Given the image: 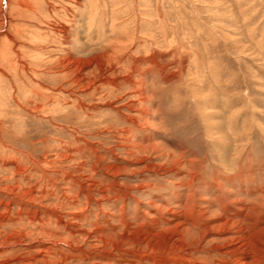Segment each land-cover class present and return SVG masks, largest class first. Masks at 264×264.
I'll list each match as a JSON object with an SVG mask.
<instances>
[{
	"label": "rangeland",
	"instance_id": "374dc122",
	"mask_svg": "<svg viewBox=\"0 0 264 264\" xmlns=\"http://www.w3.org/2000/svg\"><path fill=\"white\" fill-rule=\"evenodd\" d=\"M252 207L264 0H0V264H237Z\"/></svg>",
	"mask_w": 264,
	"mask_h": 264
},
{
	"label": "bare ground",
	"instance_id": "6f19581e",
	"mask_svg": "<svg viewBox=\"0 0 264 264\" xmlns=\"http://www.w3.org/2000/svg\"><path fill=\"white\" fill-rule=\"evenodd\" d=\"M65 43V42H64ZM66 45V44H65ZM66 47V46H65ZM64 49V48H63ZM18 60V59H17ZM82 62V61H81ZM69 63V62H68ZM84 63V62H83ZM15 64V63H14ZM79 64V62H78ZM82 64V63H81ZM6 65V64H5ZM89 65V64H88ZM98 65V64H97ZM20 67V66H19ZM90 67V66H88ZM79 69V68H78ZM98 69V68H97ZM81 73V72H80ZM79 73V74H80ZM74 75V74H73ZM35 77V76H34ZM42 87V86H41ZM38 88V87H37ZM37 94V93H36ZM189 199V198H188ZM188 201V200H187ZM238 202V201H237ZM192 203V202H191ZM263 203V202H262ZM262 203H259L257 204L258 206H260ZM188 204V203H186ZM198 204V203H197ZM196 204V205H197ZM189 206V205H188ZM256 207V206H255ZM255 207L251 208L249 210V213L246 215V220H248L250 222V225L248 226L249 228V231H250V235L248 234L247 235V241L246 238L244 239V237L242 236L241 238H238V237H228L227 238V241H228V244L229 245H225V247H222V250L225 249V248H233L232 251H230L229 253H232V254H235V253H240V259L237 257V259L235 260V262L237 264H264V243L262 241H259L258 238L260 237H264V228L262 229H259L257 230V232H255L257 234L254 233V231L259 227V226H264V222L263 221H260V220H257V216H258V212H256L257 210L255 209ZM206 208V207H205ZM200 209H202L200 207ZM207 209V208H206ZM256 210V211H255ZM206 212V211H205ZM204 213V212H203ZM188 214V213H187ZM193 214V213H192ZM200 214V213H199ZM189 215V214H188ZM201 215V214H200ZM205 215V214H204ZM216 215V214H214ZM217 215L219 216V218L221 219V221H223L221 214L217 213ZM217 218V217H216ZM215 221V220H214ZM220 221V222H221ZM252 222V223H251ZM207 223V222H206ZM218 224V223H217ZM235 224H241L240 222L238 221H232L231 223L229 221H226V222H222V227H226V226H234ZM181 224H176L174 225V230L177 231V233H175V235H178V237L180 238L179 242L180 244H176L172 247L169 248V245L167 242L171 241L172 240V237H169L167 239L166 242H163L164 243V246L162 247V244L159 242H155L154 243L152 242V238H154L155 236L153 235H146L142 238H139L138 237H135L134 235L132 236H126V234H123V236H121V239L120 240H123V241H128L130 242L131 245H135L137 242H139V244H145L151 251V253H154V252H158L162 249H166V252H173V253H176V252H180L183 250V248H186L187 246V243L191 242V243H200V241H202V236L201 233L200 234H197V233H194L193 231H191L190 229H187V228H184L182 227L180 229ZM207 228V227H206ZM205 228V230H206ZM193 230V228H191ZM214 228H212L213 230ZM220 230V229H219ZM230 231V230H229ZM232 231V229H231ZM220 232V231H219ZM172 233V232H171ZM211 233V232H210ZM213 233V232H212ZM216 233V232H215ZM214 233V234H215ZM243 234V230L242 229H238V234ZM170 234V233H169ZM207 234V233H206ZM144 235V234H143ZM220 235V234H219ZM108 237V236H107ZM119 237V235H118ZM149 239V240H148ZM182 239H185V241H183ZM148 240V241H147ZM159 241V239H158ZM216 241V240H215ZM256 241V242H255ZM118 242V241H117ZM236 243V245H231L230 243ZM114 243V242H113ZM190 243V244H191ZM128 244V243H127ZM115 245V244H114ZM193 245V244H192ZM189 246V245H188ZM191 247V246H190ZM221 248V247H220ZM220 248H215L217 249H220ZM119 249V248H118ZM190 249V248H189ZM197 251V250H196ZM228 252V251H227ZM244 252V253H243ZM150 255V254H149ZM148 255V256H149ZM154 255V254H153ZM156 255V254H155ZM158 255V254H157ZM163 256V255H162ZM152 257V256H151ZM157 257V256H156ZM159 257H161L159 255ZM154 258V257H153ZM149 259V258H148ZM163 259V257H162ZM185 259V258H184ZM201 259V258H200ZM138 260V259H137ZM159 260V259H158ZM171 260V259H170ZM183 260V259H182ZM189 260V259H188ZM221 260V259H220ZM220 260H218L219 262H221ZM142 261V259H141ZM157 261V260H156ZM177 261V260H176ZM206 261V260H205ZM140 262V261H139ZM145 262V261H144ZM173 262V261H172ZM203 262V261H202ZM229 262V261H228ZM182 263V262H181ZM198 263V262H197ZM196 263V264H197ZM224 263V262H223ZM126 264V263H125ZM159 264V262H158ZM176 264V263H175ZM189 264V263H188ZM199 264V263H198Z\"/></svg>",
	"mask_w": 264,
	"mask_h": 264
}]
</instances>
